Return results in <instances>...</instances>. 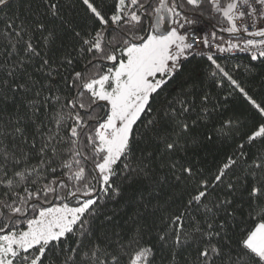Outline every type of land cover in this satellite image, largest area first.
I'll list each match as a JSON object with an SVG mask.
<instances>
[{
  "label": "snow or ice",
  "instance_id": "snow-or-ice-1",
  "mask_svg": "<svg viewBox=\"0 0 264 264\" xmlns=\"http://www.w3.org/2000/svg\"><path fill=\"white\" fill-rule=\"evenodd\" d=\"M0 13V264H264V99L216 56L248 53L264 85V0ZM197 56L231 85L223 105L209 107ZM234 93L250 124L211 123ZM226 143L209 172L197 158Z\"/></svg>",
  "mask_w": 264,
  "mask_h": 264
},
{
  "label": "trees",
  "instance_id": "trees-1",
  "mask_svg": "<svg viewBox=\"0 0 264 264\" xmlns=\"http://www.w3.org/2000/svg\"><path fill=\"white\" fill-rule=\"evenodd\" d=\"M38 2V0H37ZM71 3V0H68ZM77 12L80 10L77 8ZM0 17H3V13H0ZM4 28V24L0 22V29ZM223 39L226 41L229 39V34L222 33ZM218 63L226 68L234 78L238 79L243 86L249 90L250 94L253 95L257 100L264 99V85L260 81L259 77H254L245 70V65L249 63L248 55H237L231 57H217ZM257 63V62H253ZM190 66H198L202 71V76L204 77L203 86L204 89L210 93V104L211 107L214 104L223 105L224 97L231 91V85L227 81H224L223 87H216L213 84V78L208 73L209 62H207L206 57H196ZM216 79H220L219 76ZM251 108L239 96L238 93H234L233 96L229 97V103L226 108L220 107L216 112L213 113L211 123H215L217 126L220 121L227 119L228 117H239L241 120H249L250 124V113ZM230 143V142H228ZM228 143L224 145H217L214 149L207 153L201 152L200 156L197 158L200 164L211 172L214 170L224 159V153L226 151H231L232 149L228 147ZM167 191V190H166ZM109 210L112 208H119L118 205L109 204ZM172 211H175V206L172 207ZM124 210L120 209L116 220L123 225L125 219L123 215ZM118 230V229H117Z\"/></svg>",
  "mask_w": 264,
  "mask_h": 264
},
{
  "label": "built area",
  "instance_id": "built-area-1",
  "mask_svg": "<svg viewBox=\"0 0 264 264\" xmlns=\"http://www.w3.org/2000/svg\"><path fill=\"white\" fill-rule=\"evenodd\" d=\"M228 40V39H227ZM226 46V45H225ZM237 55H248V53L245 52H239V51H234V52H225V53H216L217 57H231V56H237ZM199 57V56H197Z\"/></svg>",
  "mask_w": 264,
  "mask_h": 264
},
{
  "label": "rangeland",
  "instance_id": "rangeland-1",
  "mask_svg": "<svg viewBox=\"0 0 264 264\" xmlns=\"http://www.w3.org/2000/svg\"><path fill=\"white\" fill-rule=\"evenodd\" d=\"M230 38V37H229Z\"/></svg>",
  "mask_w": 264,
  "mask_h": 264
}]
</instances>
